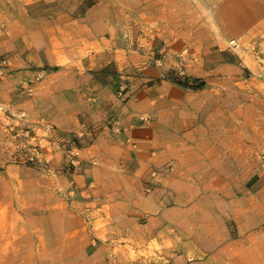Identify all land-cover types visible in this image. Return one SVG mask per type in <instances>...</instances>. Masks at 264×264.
Instances as JSON below:
<instances>
[{"label": "rangeland", "instance_id": "rangeland-1", "mask_svg": "<svg viewBox=\"0 0 264 264\" xmlns=\"http://www.w3.org/2000/svg\"><path fill=\"white\" fill-rule=\"evenodd\" d=\"M70 48L81 52L78 59L94 48L97 56L104 48L112 60L117 51L123 60L130 49L145 59V86L164 85L160 140L176 139L149 155L171 158L182 174L164 183L157 191L160 206L145 207L134 226L111 219L95 227L50 219L43 227L39 220L4 224L5 256H14L15 264H264V0H0V82L27 70V58L36 70L12 102L32 96L34 85L61 67L47 65L50 59L67 63L62 55ZM120 72L111 61L94 73L127 76ZM133 72L129 77L141 78ZM186 81L205 85L178 83ZM21 113L15 117L25 119ZM137 119L153 121L145 114ZM113 126L114 139L122 129L117 134ZM12 136V164L53 174L26 127ZM57 138L64 152L60 171L71 175L79 166V137ZM124 144L135 147L129 138ZM33 147L41 161L27 160ZM157 172L153 168L150 178ZM142 184L144 196L157 187L154 180ZM70 191L62 194L67 203Z\"/></svg>", "mask_w": 264, "mask_h": 264}, {"label": "crops", "instance_id": "crops-1", "mask_svg": "<svg viewBox=\"0 0 264 264\" xmlns=\"http://www.w3.org/2000/svg\"><path fill=\"white\" fill-rule=\"evenodd\" d=\"M103 49L100 48L98 56L95 48L89 49L93 53L85 56L82 52L85 59H78L75 56L81 52L70 48L62 55L68 57L65 64H61L64 62H59L58 57L52 58L58 63L49 58L51 62L47 65L61 67L49 71L36 83L32 96L27 99L22 97L12 102L19 84L35 75L30 59L27 58V70L0 82V104L3 107L0 111V210H6L0 212V226L15 227L21 220L30 225L31 220H39L43 227L48 219L71 227L80 226V222H88L94 227L105 225L109 219L124 227L134 226L145 207L154 205L151 208L155 209L160 206L159 202L156 204L157 191L164 187V183L169 184L181 177L179 164L171 162V158L149 155V149L169 146L176 140L170 136L166 142L160 140L159 132L164 133L159 125L164 85L145 86V74L149 69L145 59L136 51L130 49L135 52L132 55L130 50L126 51L123 60H117V51L112 60V56L109 58L106 52H102ZM111 61L118 72L126 69L120 73L127 76L122 74L113 80L94 73L102 71ZM133 71L141 72V78L129 77ZM115 84L119 85V90L114 88ZM20 112L26 114L25 119L15 117ZM138 114L151 116L153 121L141 123ZM113 121L122 129L121 135L114 139L109 133ZM25 127L30 131V144L40 148L51 164L53 174L26 171L12 164V134ZM59 135L79 137V166L71 175L60 171L64 152L57 142ZM126 138L132 140L135 147L125 145ZM153 168L160 175L151 179L149 173ZM152 173L156 174L155 171ZM145 180H154L157 185L148 196L142 191ZM70 186L74 197L67 203L62 194ZM4 214L6 217H2ZM71 232L75 235L73 230ZM5 240L9 243L15 241L10 236ZM2 243L0 235V260L7 257L6 246ZM7 259L4 264H15L14 256L8 255Z\"/></svg>", "mask_w": 264, "mask_h": 264}, {"label": "built area", "instance_id": "built-area-1", "mask_svg": "<svg viewBox=\"0 0 264 264\" xmlns=\"http://www.w3.org/2000/svg\"><path fill=\"white\" fill-rule=\"evenodd\" d=\"M23 116H24V113H21L20 117H23ZM112 129L117 134H119L121 131L118 126H113ZM72 153L76 154L77 152H76V150H72ZM41 159H42V154H41L40 150L36 147H33L28 154L27 160L30 162H35V161H41Z\"/></svg>", "mask_w": 264, "mask_h": 264}, {"label": "trees", "instance_id": "trees-1", "mask_svg": "<svg viewBox=\"0 0 264 264\" xmlns=\"http://www.w3.org/2000/svg\"><path fill=\"white\" fill-rule=\"evenodd\" d=\"M181 86L186 87V88H191V89H201L204 87V82H200L197 85H189L188 82H178Z\"/></svg>", "mask_w": 264, "mask_h": 264}, {"label": "bare ground", "instance_id": "bare-ground-1", "mask_svg": "<svg viewBox=\"0 0 264 264\" xmlns=\"http://www.w3.org/2000/svg\"><path fill=\"white\" fill-rule=\"evenodd\" d=\"M216 1V0H215Z\"/></svg>", "mask_w": 264, "mask_h": 264}]
</instances>
